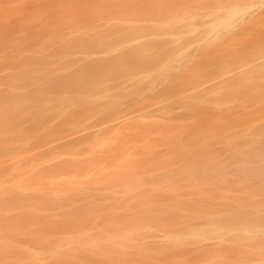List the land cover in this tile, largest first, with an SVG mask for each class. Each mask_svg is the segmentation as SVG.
<instances>
[{
	"label": "rangeland",
	"instance_id": "374dc122",
	"mask_svg": "<svg viewBox=\"0 0 264 264\" xmlns=\"http://www.w3.org/2000/svg\"><path fill=\"white\" fill-rule=\"evenodd\" d=\"M263 63L264 0H0V251L264 264L263 233L226 228L264 218Z\"/></svg>",
	"mask_w": 264,
	"mask_h": 264
},
{
	"label": "bare ground",
	"instance_id": "6f19581e",
	"mask_svg": "<svg viewBox=\"0 0 264 264\" xmlns=\"http://www.w3.org/2000/svg\"><path fill=\"white\" fill-rule=\"evenodd\" d=\"M251 18V17H250ZM249 18V19H250ZM253 18V17H252ZM251 18V19H252ZM250 19V20H251ZM245 21V20H244ZM243 21V22H244ZM241 24H242V22H241ZM241 24L240 25H237V26H234V29L232 30V31H235L237 28H239V26H241ZM245 24V23H244ZM234 34V33H233ZM130 58H132L133 56H129ZM73 65V64H72ZM260 66V65H259ZM264 68V63L263 64H261V66H260V68H256V66H255V68L253 67V68H251L250 70H249V73L250 74H255L256 73V71L257 70H260L261 72H259V74L260 73H262V69ZM2 78H4V77H2ZM232 80L231 81H229V85H235V84H238L239 82H240V79H238L237 77H233V78H231ZM2 81H6V82H4V84L5 83H7V82H9L10 81V84H12V83H14L15 81H16V83L17 84H22V87H24L23 85L25 84L26 85V83L28 82L27 81V79L26 78H24V77H22L21 76V78H18V79H16V78H14V77H11V78H9V79H3ZM14 81V82H13ZM12 82V83H11ZM3 84V85H4ZM1 85V84H0ZM8 85V83L6 84V86ZM243 85V84H242ZM10 86V85H9ZM19 87H21V86H19ZM21 87V88H22ZM26 87H27V85H26ZM26 87H24L23 89H25ZM29 87V86H28ZM168 89V88H167ZM11 90V89H10ZM172 90H174V89H172ZM169 91V90H168ZM171 91V90H170ZM171 92H173V91H171ZM170 93V92H169ZM8 94V93H7ZM172 95V94H171ZM115 96H117V95H115ZM230 96V95H229ZM228 95H222L221 96V94L218 96V101H217V98H216V95L215 94H213V92H208V91H200L199 93H197L196 95H195V97L194 98H197V104L199 103L200 105H207V104H211L212 102L214 103V101L215 102H217L218 103V105L219 104H221V103H225L226 102V99L225 98H228L229 97ZM250 96H253L252 94H250ZM4 97V96H3ZM174 97H176V96H174ZM258 99H264V96H260V97H257ZM5 100H6V98H4ZM85 98H83V97H80V98H78V99H75L74 101H72V100H69V101H65V102H69L67 105H68V107L69 106H80V105H82V103L84 102L83 100H84ZM62 100V99H61ZM2 102V101H1ZM193 103H196V102H193ZM193 106H194V108L197 106H195L194 104H192ZM192 105L191 104H188L187 106H191V107H189V108H192V109H194L193 107H192ZM204 106V107H205ZM220 106V105H219ZM207 108H208V105L206 106ZM205 107V109L207 110V108ZM70 108V107H69ZM77 108V107H76ZM200 108V107H199ZM196 108V110L199 112H197L196 110L194 111V113L195 114H193V113H191V114H193V115H195L196 116V114L198 115V117L200 116V117H203L204 116V114L205 113H203V110L202 109H204V108ZM203 113V115H202V113H200V111ZM204 109V110H205ZM209 109H211V108H208V110ZM1 110V109H0ZM10 110V109H9ZM187 110H188V107H187ZM190 110V109H189ZM188 110V112H191V111H189ZM7 111H8V109H7ZM10 111H12V110H10ZM193 111V110H192ZM208 112V111H207ZM214 112V111H213ZM218 112H220V111H218ZM229 112V111H228ZM0 113H1V111H0ZM13 113H14V111H13ZM16 113V112H15ZM102 113V112H101ZM100 113V114H101ZM209 113V112H208ZM211 113V112H210ZM210 113H209V115H210ZM223 113H225L224 111H223ZM104 114V113H103ZM202 116H201V115ZM222 114V113H221ZM226 114V113H225ZM229 114V113H228ZM22 115V114H21ZM78 115H79V113H78ZM97 115H98V113H97ZM102 115V114H101ZM0 116H1V114H0ZM11 116H13V115H11ZM15 116V115H14ZM205 116H207V115H205ZM19 117V114H18V116H17V118ZM197 117V116H196ZM15 118V117H14ZM0 120H2V119H0ZM4 120V119H3ZM4 123V122H3ZM3 125V124H2ZM12 125H14V124H12ZM1 126V125H0ZM212 126H214V125H211V128H212ZM217 126V125H216ZM4 127V126H3ZM34 127V126H33ZM220 127V126H219ZM1 128V127H0ZM210 128V129H211ZM31 129V128H30ZM214 129V130H213ZM212 129V131H217L218 132V129H216L215 127ZM216 129V130H215ZM220 130V129H219ZM1 131V130H0ZM7 131H9V130H7ZM13 131V130H12ZM9 132V133H13V132ZM15 131V130H14ZM28 131V130H27ZM34 132V131H33ZM8 133V132H7ZM16 134V133H15ZM31 135V134H30ZM214 138H215V135H213V136H207V137H204L203 138V141L205 142V141H212L213 142V140H214ZM216 138H218V135H216ZM263 143H264V141H262ZM245 144H247V143H245ZM249 145H251V146H253L254 144H249ZM264 145V144H263ZM264 156V155H263ZM251 162H254L253 160L251 161ZM232 173H235V171H233ZM224 176V175H223ZM225 212H227V211H225ZM74 213V212H73ZM74 217V216H73ZM78 218H79V216H78ZM87 218H88V216H87ZM83 219V218H82ZM227 221H228V225H227V227L226 228H237V227H244V230H246L247 232H261V233H263V235H264V218H256L255 216H253V215H248V216H237L235 213H233L232 214V217H230V218H227ZM224 225H226L225 223H222V227H224ZM224 229H225V227H224ZM223 237H227V236H223ZM235 239L237 238V239H240L241 237H234ZM245 239V238H244ZM260 240V239H259ZM261 240H263V239H261ZM231 241H233L232 239H231ZM261 242V241H260ZM0 264H14L13 263V259L12 258H10V257H8L6 254H4L2 251H0Z\"/></svg>",
	"mask_w": 264,
	"mask_h": 264
}]
</instances>
